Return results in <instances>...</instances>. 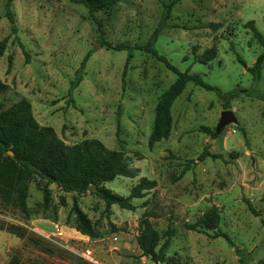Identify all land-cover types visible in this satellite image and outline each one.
<instances>
[{
  "label": "rangeland",
  "instance_id": "rangeland-1",
  "mask_svg": "<svg viewBox=\"0 0 264 264\" xmlns=\"http://www.w3.org/2000/svg\"><path fill=\"white\" fill-rule=\"evenodd\" d=\"M170 1L120 0L97 13L105 40L113 45L147 43L163 4ZM7 2L0 0V41L9 38L0 57V79L9 86L0 95L2 110L25 99L36 122L52 127L65 144L97 139L107 150L134 157L140 177L106 183L114 193L127 197L141 177L155 180L156 187L132 200L134 211L116 205L107 211L90 191L64 193L52 184L51 203L43 209L45 181L35 177L28 185L27 216L0 198V262L9 264L13 257L14 264H154L136 242L140 218L150 214L160 236L169 223L176 228L165 264H237L226 239L183 227L215 205L220 230L236 247L252 253L248 264H264V100L253 96L264 95V69L254 83L246 69L262 48L245 27L254 21L264 38V0H182L173 7L169 27L156 41L157 52L178 70L198 74L222 94L234 96L223 99L215 91L187 84L171 106L170 137L153 148L148 137L154 109L175 74L143 51L134 50L128 59L126 51L100 47L87 10L70 0H12V34ZM211 23L220 24L219 29L209 28ZM210 47H215L216 57L207 64L195 63V55ZM89 52L82 81L69 95L75 72ZM230 109L237 124L214 136L221 112ZM205 151L220 158L199 161ZM73 199L95 225L96 238L75 231L74 215L66 224ZM8 225L25 230L26 237L6 232ZM86 251L91 252L89 259Z\"/></svg>",
  "mask_w": 264,
  "mask_h": 264
},
{
  "label": "trees",
  "instance_id": "trees-1",
  "mask_svg": "<svg viewBox=\"0 0 264 264\" xmlns=\"http://www.w3.org/2000/svg\"><path fill=\"white\" fill-rule=\"evenodd\" d=\"M70 1L82 5L87 10L88 16L97 27L100 47L114 51H126L128 59L132 57L134 50L143 51L156 57L169 71L175 74V81L157 99L152 130L148 137L149 148H153L156 143L166 141L170 137L172 129L171 106L187 84L192 83L199 88L215 91L223 99L227 95L234 96L231 92L227 95L222 94L220 90L207 84L198 74L178 70L165 56L157 52L155 44L158 36L164 29L169 27L168 21L171 17V11L182 0H171L163 4L161 20L148 42L137 46H131L127 43L113 45L107 42L104 38L102 21L96 17L97 13L109 10L120 0ZM11 4L12 0H8L6 17L11 24V33L15 34V18L10 8ZM208 27L216 31L219 29L220 24L211 23ZM245 27L252 32L253 37L262 48V52L254 65L246 69L251 74L253 82L256 83L260 80L261 72L264 69V38L257 31L254 21L247 22ZM183 28L188 29L186 27ZM8 39V37H5L0 41V57L6 49ZM20 47L27 56L22 44H20ZM216 54L215 47H210L204 50L201 55H195L194 62L207 64L216 57ZM89 57L90 52L87 53L76 70L75 78L70 84L69 95H72V91L82 81L83 72ZM237 60L245 65V62L238 55ZM8 64L10 67V57L8 58ZM8 90L9 86L0 79V95ZM248 91L244 90V92ZM253 94L256 98L264 100L263 94L258 92ZM2 107L3 105L0 104V198L11 201L24 215H28V185L35 177L45 181L41 189L43 209H46L51 203L52 190L49 186L52 184L64 193L80 194L90 191V188L94 186L95 189L90 192L104 202L105 210L107 211L113 205L121 209L134 211L136 207L132 204V200L144 198L156 187L155 180L141 177L138 183L131 187L127 197L114 193L111 189L105 187L106 183L113 181L117 177H140L141 170L134 165V157L122 150H107L102 142L97 139H84L73 145L65 144L57 137L52 127L40 126L36 122L32 115L31 104L25 99L15 102L5 110H2ZM201 130L211 133L205 127L201 128ZM206 157L220 158V156L205 151L199 157V161L204 160ZM192 162L194 161L191 160L189 163ZM247 205L255 216L259 215V212L249 203ZM71 215H74L73 228L76 232L89 238L97 237L95 225L87 214L78 207L75 199L72 200L66 224H70ZM151 217L150 214H143L140 218L136 242L143 256L154 264H165L166 255L175 236L176 228L171 222L167 225L162 236H160L150 221ZM220 220V211L217 206L213 205L202 213L194 223H184L183 227L188 231L205 234L211 238L222 237L226 239L231 247L234 248L237 264H248L252 253L244 252L230 241L229 237L220 230ZM4 230L22 239L27 235L25 230L16 226L8 225ZM162 238L164 240L159 244ZM9 264H14L13 257Z\"/></svg>",
  "mask_w": 264,
  "mask_h": 264
},
{
  "label": "water",
  "instance_id": "water-1",
  "mask_svg": "<svg viewBox=\"0 0 264 264\" xmlns=\"http://www.w3.org/2000/svg\"><path fill=\"white\" fill-rule=\"evenodd\" d=\"M96 48H97V46H96ZM232 123L237 124V119H236L235 115L233 114V112L231 111V109L222 111L220 114V119L218 121L217 126L215 127L213 135L215 136V135L219 134L223 128H225L226 126H228ZM10 155H12V153H10ZM94 189H95V187L92 186L90 188V191H92Z\"/></svg>",
  "mask_w": 264,
  "mask_h": 264
},
{
  "label": "built area",
  "instance_id": "built-area-1",
  "mask_svg": "<svg viewBox=\"0 0 264 264\" xmlns=\"http://www.w3.org/2000/svg\"><path fill=\"white\" fill-rule=\"evenodd\" d=\"M90 256H91V252H90V251H86V252H85V257H86L87 259H89Z\"/></svg>",
  "mask_w": 264,
  "mask_h": 264
},
{
  "label": "crops",
  "instance_id": "crops-1",
  "mask_svg": "<svg viewBox=\"0 0 264 264\" xmlns=\"http://www.w3.org/2000/svg\"><path fill=\"white\" fill-rule=\"evenodd\" d=\"M33 222H34V221H33ZM6 254H8V256H9L8 258L10 259V256H11V254H12V253H11V252H8V253H6ZM9 259H7V260H6V261H7V263H8V261H9ZM0 264H3V263H2V262H0Z\"/></svg>",
  "mask_w": 264,
  "mask_h": 264
}]
</instances>
